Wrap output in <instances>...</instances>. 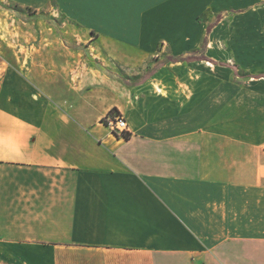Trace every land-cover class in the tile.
<instances>
[{"label":"crops","instance_id":"crops-1","mask_svg":"<svg viewBox=\"0 0 264 264\" xmlns=\"http://www.w3.org/2000/svg\"><path fill=\"white\" fill-rule=\"evenodd\" d=\"M226 23L264 0H0V264H264V66L230 81Z\"/></svg>","mask_w":264,"mask_h":264},{"label":"rangeland","instance_id":"rangeland-1","mask_svg":"<svg viewBox=\"0 0 264 264\" xmlns=\"http://www.w3.org/2000/svg\"><path fill=\"white\" fill-rule=\"evenodd\" d=\"M10 11L5 13L3 22L5 23L6 30L3 32L9 33V31H12L13 33L16 32L15 24L18 22H36L38 18L42 19L40 15L34 14L33 10H24L20 9L16 5H12L9 7ZM227 15H229L227 13ZM230 16H234L233 13L230 14ZM44 17V16H43ZM56 17V18H53ZM44 20L48 22V24H52L51 26L57 28V30H54V34H57L58 36H68L66 31H61L59 26H63L64 19L61 18L59 15L53 16V14H48ZM55 20V21H54ZM229 22V18L227 20ZM55 22V23H54ZM254 25V24H253ZM3 27V26H2ZM19 32H22L18 30ZM26 32V31H25ZM51 30H44V33H52ZM219 36L223 38L225 34V41L221 40L222 44H219V46L215 47V59L219 62H228L230 65L235 66H241L239 68L237 74L232 70L230 73V81L232 83L236 84H243L246 81H249L251 76H257V74L260 73L261 69L258 68L257 70L249 69L248 71L246 69V66H253L258 62L260 66H264V29L263 28H256L252 29L247 27L244 23V28L242 29H235L232 26H229L228 23L225 24V26H221V28L218 30ZM14 39L21 38L22 37L18 35H12ZM242 39V40H241ZM242 41L245 44L239 45L238 43ZM29 43V42H28ZM204 51V49L202 50ZM201 51V52H202ZM159 57H163L164 61H167L169 57V52L166 51L163 54H161ZM248 61L249 63L246 64L245 61ZM8 63L12 64L8 61ZM6 61L2 62L0 61V64H3L6 66L8 64ZM25 66L28 64V60H25ZM160 61H157V59L153 60L152 64L157 65ZM25 66L22 67L24 70ZM238 66V67H239ZM22 71V70H21Z\"/></svg>","mask_w":264,"mask_h":264},{"label":"built area","instance_id":"built-area-1","mask_svg":"<svg viewBox=\"0 0 264 264\" xmlns=\"http://www.w3.org/2000/svg\"><path fill=\"white\" fill-rule=\"evenodd\" d=\"M103 125L116 136L125 139V135L129 133V126L125 118L120 113L108 115L103 120Z\"/></svg>","mask_w":264,"mask_h":264},{"label":"trees","instance_id":"trees-1","mask_svg":"<svg viewBox=\"0 0 264 264\" xmlns=\"http://www.w3.org/2000/svg\"><path fill=\"white\" fill-rule=\"evenodd\" d=\"M220 18L221 17H218V20H220ZM211 30V26L210 27H208V31H210ZM196 58H194V57H190V58H188V59H186V60H188V61H193V60H195ZM169 61H173V62H177L178 61V58H176V57H170V59H168ZM115 113H117V111H116V109H113L111 112H110V114L109 115H113V114H115ZM130 138V134L129 133H127L126 135H125V139H129Z\"/></svg>","mask_w":264,"mask_h":264}]
</instances>
